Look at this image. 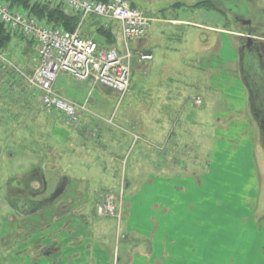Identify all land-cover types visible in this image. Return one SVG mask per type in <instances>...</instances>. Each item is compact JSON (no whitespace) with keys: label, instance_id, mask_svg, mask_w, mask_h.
Masks as SVG:
<instances>
[{"label":"rangeland","instance_id":"rangeland-1","mask_svg":"<svg viewBox=\"0 0 264 264\" xmlns=\"http://www.w3.org/2000/svg\"><path fill=\"white\" fill-rule=\"evenodd\" d=\"M128 1L149 16L179 17L196 20L198 23V28L184 26L169 29L171 27L168 24L160 25L161 23L155 21L151 26L155 27L152 31L155 61L159 64L156 77L160 78V73L169 71L174 76L171 83H182L189 95L200 94L205 100L202 105L195 106L190 99L193 113L190 109L185 119L189 129L198 126L195 140L189 137L187 141L192 153V157L188 159L197 157L199 161L197 166L189 164L191 178L188 182V192L183 194L185 206L189 207V222L182 227L183 241H174L171 236L168 238L167 247L171 260H162L158 258L159 255L151 256L150 253L154 252L151 239L153 235L150 238L138 235L132 230L133 224L128 218L134 199L135 208L140 207L139 202L146 208V212L142 209L139 211L138 219L145 217L147 208L152 204L148 202L150 194L154 195L158 185L167 190L166 182H156L155 185H150L152 188L143 191L142 188L146 184L144 180L121 176L117 179L112 174L108 176L102 172L106 167L101 156L105 147L100 139L101 108L106 106V98L109 99L110 107L117 111L135 108L136 106H131L127 99L132 83L125 94L105 89L93 79L84 83V89L83 84L77 83L73 76L65 72L60 73L56 88L67 97L84 101L92 111L91 124L69 123L61 115L47 110L42 104L39 92L26 82L24 72L30 77L33 76L37 65L34 45L30 40L13 32L8 44L1 49L0 58L3 60L0 62V264H18L16 261L19 256L15 254L9 263L6 260L10 258L7 251L18 244L19 239L15 240V229L24 232L25 227H38L40 221L51 222L56 219L54 216L63 217L68 210L76 214L78 240L74 241V245L81 248V259L90 260V264H264V131L254 125L247 134L248 136L254 133L251 145L240 154L237 149L241 147L240 142L244 143L245 137L237 131V147L234 148L236 154L231 163L216 167L218 175L216 172L207 173L212 159L210 136L213 133V124L211 116H198L210 102L207 82L209 71L200 67L199 61L201 57H207L214 52L222 53V56L229 55L230 53L226 54L223 50L224 39L230 40L231 49L235 48L237 59L240 58L237 68L241 69L242 78L239 77V72L237 76L242 85L235 83L233 87L236 86V89L231 91H234L239 99L245 96L241 86L245 91L248 86L244 76L241 46L249 30H252L255 36L264 37V0ZM236 16L251 22L243 24L236 20ZM81 20L83 22L78 26L82 34L85 32L94 36L106 45L113 44L118 45L120 49L125 48V41L118 27L119 22L95 15L84 19L80 17ZM104 30L107 32L104 33ZM224 30L230 31L231 39L229 33L225 34ZM105 34L109 42L115 39L114 43H107ZM138 40L130 41V47H135ZM256 40L261 44L264 53V38ZM210 46H214L215 50L210 49ZM147 62L132 66L131 81L144 76L142 70L145 71V68L150 66ZM259 77L260 74L258 80ZM75 86L82 87L77 89ZM161 86L166 87V81ZM257 87L260 100L253 105L263 111V119L261 84L258 83ZM138 89L139 86H135L133 91L139 94ZM214 94H218L217 90ZM218 96H223V92L220 91ZM220 104L223 105L221 102ZM247 114H251L249 104ZM198 139L204 143L200 151H197L194 144ZM230 158L229 156L228 160ZM131 168V164L125 165L128 175ZM224 168H230L231 171H225ZM81 175L82 181L72 180ZM68 176L72 177L73 181L70 188ZM58 188L62 192L54 194L49 206L33 216L37 207L49 203L46 198ZM72 188L77 192L70 191ZM134 194L136 197L132 198ZM107 195L116 196L117 205L111 214L99 212V205L105 202ZM201 219L204 221L203 226L198 224ZM56 226V223H52L50 229H55ZM65 226L68 227L67 223L61 225L64 228ZM142 230L150 233L148 225ZM160 231L165 235L162 229L158 235ZM154 232L155 230L152 234ZM19 236L23 238V235ZM37 236L34 234L29 238V242L34 243L32 239ZM201 238L209 242L205 245L204 255L201 251L195 252ZM18 245L21 249L22 245ZM171 249L177 252L173 254ZM5 252V256L2 255ZM76 253L79 254L80 251H76L74 256ZM92 256L94 258L88 259ZM160 256L163 257L164 254ZM47 263L48 261L43 259L40 264ZM80 263L82 264H77Z\"/></svg>","mask_w":264,"mask_h":264},{"label":"crops","instance_id":"crops-1","mask_svg":"<svg viewBox=\"0 0 264 264\" xmlns=\"http://www.w3.org/2000/svg\"><path fill=\"white\" fill-rule=\"evenodd\" d=\"M150 17H152L156 23H161L160 25L168 24V26L171 27L169 29H179L184 26L198 28V23H196V20L192 19H181L179 17L163 18L165 16L156 15ZM154 29L155 27H151L148 35L139 39L138 44L131 48L135 52H148L154 56L152 60H148L151 62L140 61L136 55L132 58V66L144 62L150 64V66L145 68V71L142 70V75L144 76L137 77L131 81L132 89L127 94V99H129V104H131V106L136 107L131 110L120 112L110 107L109 99L106 98V106L104 105L101 108L100 139L102 143L104 142L105 144L101 156L102 162L106 167V170L102 172L103 175L108 174L109 176L112 174L117 179L121 176L124 178L127 177V179L144 180L146 184L142 188L143 191L152 188L150 185H155L156 182H166L165 185L167 190H163L159 185L158 188L154 186L157 188V191L154 195L150 194L149 196L148 202H152V204L149 206L150 208H147L145 217L138 219L139 211H141V209L145 211L146 208L141 206V202H139L140 207L135 208L136 199H134L133 203L130 205L129 211L131 213L128 218L129 221H132V230L138 235L141 237H145L146 235V237L149 236V238L153 235L151 239L154 252L150 253L151 256L159 255L158 258L162 260L163 258L171 260L169 257L167 240L171 236L174 241H177L176 239H179L180 242L183 241H181L183 236L182 227L189 222V207L185 206V195L183 194L188 192V182L191 178L189 176V164L197 166L199 161L197 157L191 158L192 160L188 159L192 157V153H190L191 149L188 148L187 141L189 137L195 140L194 135L198 132L196 129L198 126L196 123H193V125L197 127L195 128L192 126V128L189 129L185 119L188 117L190 109L191 113H193V106L190 103V99L195 103V106L202 105L205 100L200 94L196 96L189 95V93L184 90L182 83H171L174 80V76L170 74L169 71L160 73V78L156 77L158 75L156 69L159 68V64L155 61L154 32H152ZM223 32H225V34L228 32V36L231 34L230 31L227 30ZM231 37L232 36H230V39ZM174 49L178 50V48ZM210 49L215 50L214 46H212V48L210 46ZM223 50L226 51V54H230L222 56V53L215 54L216 52H214L207 57H201L199 61V66L209 71L207 82L209 84L208 97H210V105L208 103V106L203 108L198 116L205 117L209 115L212 118L213 133L210 136L212 159L208 165L207 173L211 172L213 174H215V172L216 174L218 173L216 167L226 165L228 162L231 163L232 157L236 154L234 148L237 147L235 141L237 131H240L245 137L244 143H239L241 147L237 149L238 154H240L242 150L249 148L248 145H251L254 133L248 136L247 134L251 132V128L254 127V125L264 131V114L262 116L263 119H261L260 113H263L262 110H258V108H255L253 105L255 102H259L260 97L250 95L248 87H246L245 91L244 87L241 86L245 92V96L240 97V99L234 91H231V89H236V86L233 87L235 83L242 85L237 76L238 72L239 77H241L242 73L241 69L237 68L239 64L237 52L235 48L234 50L231 49L230 40L224 39ZM121 51L125 54L126 47H122ZM34 54L37 58L35 61L37 63L38 56L35 48ZM1 56L0 53V58ZM2 61L3 60H0L1 63ZM1 65L2 64H0V66ZM164 69L165 68H163V70ZM77 81V83L83 84L82 86L85 89L84 83L89 80ZM165 81L167 86L162 87L161 85L165 83ZM56 82L54 87L58 93L80 106L85 105L86 109L82 112L81 124H91L92 118L90 114L92 111L90 106L84 101L81 102L70 96L67 97L63 95V92L56 88ZM242 83L245 85L244 82ZM99 85L116 93L115 90L103 84ZM82 86L75 87L80 89ZM135 86H139L137 90L140 92L139 94L133 91ZM215 90H217L218 94H214ZM220 91L223 92V96H218ZM197 100H200L201 103H198ZM238 100L242 102L240 103ZM220 102L223 103L222 106ZM248 104L251 114H247ZM250 117H252V119H250ZM220 133H222V135H220ZM195 142H197L194 143L197 151H200L204 143L199 139ZM252 145L254 146V143H252ZM229 156L231 157L230 160H228ZM128 164L132 165L129 175L127 169H125V165ZM223 170L231 171L230 168H224ZM220 171H222V169ZM82 176L83 175L71 178L74 181H82ZM71 178L69 176L67 178L70 181L68 188L73 185ZM146 185H149V187H146ZM66 191L67 189L65 192ZM70 191L77 192L74 188ZM135 197L136 195L134 194L132 198ZM192 208L194 209V207ZM203 222L204 221L201 219L198 224L203 226ZM145 225L150 227V233H145L142 230ZM160 229L165 232V235L161 234V231L160 235H158ZM154 230L155 232L152 234ZM164 237L165 240H163ZM200 240L195 252L200 253L201 251L204 255L205 245L209 242L207 239L205 240L203 238ZM191 250H193V248H191ZM171 251L173 254L177 252V250L172 249ZM161 254H164V256L161 257ZM19 259L20 256L17 258V262H19ZM164 264L170 263L165 262Z\"/></svg>","mask_w":264,"mask_h":264},{"label":"built area","instance_id":"built-area-1","mask_svg":"<svg viewBox=\"0 0 264 264\" xmlns=\"http://www.w3.org/2000/svg\"><path fill=\"white\" fill-rule=\"evenodd\" d=\"M51 5L63 4L84 19L88 15L108 17L120 23L127 51L123 54L117 47H103L92 37L52 27L40 22L22 7L14 8L0 0V23L32 40L38 56L33 76L26 81L40 94L43 106L55 111L69 123L78 124L85 105H78L59 94L55 82L60 73H68L75 79L96 80L109 88L125 94L131 84V58L133 52L129 41L147 35L153 19L128 0H46ZM138 58L150 60L153 55L138 52ZM201 102L200 100L197 101ZM116 196L109 195L100 205V213H114Z\"/></svg>","mask_w":264,"mask_h":264},{"label":"flooded vegetation","instance_id":"flooded-vegetation-1","mask_svg":"<svg viewBox=\"0 0 264 264\" xmlns=\"http://www.w3.org/2000/svg\"><path fill=\"white\" fill-rule=\"evenodd\" d=\"M236 20H240L243 24H250L247 19L241 18V16H236ZM246 40L241 46V50L243 51V68H244V76L247 80V86L249 88V93L252 96L259 97L258 90V83L261 84V98L263 99V106H264V53L262 51V46L257 41V38H264V37H258L253 35L252 30L247 31ZM240 61V58L238 59ZM260 66V67H259ZM258 74H260L259 80H258ZM263 112V111H262ZM261 114V113H260ZM264 122V120H263ZM62 192L61 189H57L51 196H48L46 198L49 203L47 202L45 205H42L40 208L37 207L35 212L32 214L33 216L38 215V213L46 209L48 204L52 202V198ZM55 194V195H54ZM60 195V194H59ZM58 195V196H59ZM45 199V198H44ZM31 212V211H30ZM48 212V211H47ZM36 213V215H35ZM45 213V210H44ZM76 214L74 215V211H67V213L63 217H57L55 220L51 222L47 221H40L38 223V227H28L24 228V232L20 231L18 229H15V233L17 234V237L15 240H18V244L22 245V248L19 249V245L17 244L16 247L13 249H10V251H7L10 255L9 259H6L9 263V260H11V257L15 254L17 256H20L19 262L16 261L18 264H40L41 261L44 259L48 261L47 264H77L78 262H82V264H90V260L87 261V259L83 260L82 258V252L81 248L74 245V241L78 240V230L76 229ZM53 218V219H54ZM62 219V220H61ZM52 223H56L57 226L52 228ZM67 223L68 227L65 226L61 227V225H65ZM37 226V223H35ZM23 235V238H20V235ZM34 234L38 235L36 239H32L34 243L29 242V238L32 237ZM5 240L6 238L3 237ZM2 238V239H3ZM83 242V240H81ZM8 242V240H6ZM84 244V242H83ZM38 246V247H35ZM79 252V254L75 252ZM6 252L2 255L5 256ZM8 258V255H7ZM94 258L89 257L88 259ZM40 262V263H38ZM81 264V263H80Z\"/></svg>","mask_w":264,"mask_h":264},{"label":"trees","instance_id":"trees-1","mask_svg":"<svg viewBox=\"0 0 264 264\" xmlns=\"http://www.w3.org/2000/svg\"><path fill=\"white\" fill-rule=\"evenodd\" d=\"M8 2L10 6L17 8L22 7L28 11L31 15L36 17L40 22L45 23L52 27H60L67 31L74 32L80 23V15L78 13L70 12L63 4L51 5L46 0H3ZM107 1V0H99ZM107 30H104L106 33ZM12 30L0 23V49H3L12 37ZM85 36H89L87 33H83ZM107 43H114L110 41L105 34ZM23 37V36H22ZM100 46L112 47L113 44L106 45L101 40H97Z\"/></svg>","mask_w":264,"mask_h":264}]
</instances>
